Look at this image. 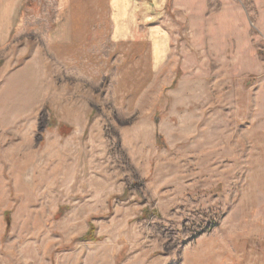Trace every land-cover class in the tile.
Instances as JSON below:
<instances>
[{
  "label": "rangeland",
  "instance_id": "obj_1",
  "mask_svg": "<svg viewBox=\"0 0 264 264\" xmlns=\"http://www.w3.org/2000/svg\"><path fill=\"white\" fill-rule=\"evenodd\" d=\"M232 1L0 0V264H264V0Z\"/></svg>",
  "mask_w": 264,
  "mask_h": 264
},
{
  "label": "crops",
  "instance_id": "obj_2",
  "mask_svg": "<svg viewBox=\"0 0 264 264\" xmlns=\"http://www.w3.org/2000/svg\"><path fill=\"white\" fill-rule=\"evenodd\" d=\"M221 1L223 2V4H226L228 6V10L227 11L237 12V10L239 9L237 4H236V2H233L232 0H221ZM263 15H264V13H263ZM263 19H264V17H263ZM237 22H239V21H237V19L235 17L233 20H231L230 24H234L236 26V28H237V25H238Z\"/></svg>",
  "mask_w": 264,
  "mask_h": 264
}]
</instances>
